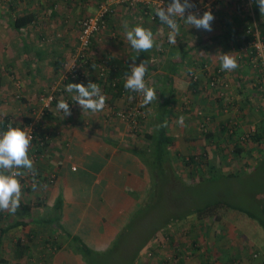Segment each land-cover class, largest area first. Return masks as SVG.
I'll list each match as a JSON object with an SVG mask.
<instances>
[{"label":"crops","instance_id":"1","mask_svg":"<svg viewBox=\"0 0 264 264\" xmlns=\"http://www.w3.org/2000/svg\"><path fill=\"white\" fill-rule=\"evenodd\" d=\"M25 1H21V6L17 7V11L32 12L35 15L34 21L22 27V33L18 34L27 46L28 56L17 55L6 62L5 66L9 72L1 74L0 89L6 91L10 88L6 94L20 91L22 96H27L24 102V106L27 107L32 104L29 96L39 93L40 95L53 93L58 96L59 101L64 100L70 105V116L66 117L64 114L60 116L59 113L62 112L60 111L57 120L49 117L41 120L42 130L45 132H49L50 135L54 130L56 133L61 132V135H51L48 144L43 149L45 158L48 157L54 162L49 167L46 165L47 169L50 168L56 173L55 183L48 186L50 200L47 205L54 211V204L57 199H60L59 228L63 226V229L72 235H78L92 248L107 247L120 228L124 226L129 214L136 208L131 200L138 197L135 190L142 182L145 183V169L144 164L134 152L135 136L124 137L120 133L121 121L108 114L104 115V110L95 114L85 113L83 116V110L72 99L75 93L66 91L67 84L83 83L87 86L90 81L97 83L106 96V101L113 104L114 108H119L124 105L122 104L124 98L121 96H124L125 89L121 95H115L116 90L113 89H116V83L109 81V88L107 80L100 79L93 67L102 68L104 63H108L114 71L123 68L113 76L118 82H122V79L126 77L122 75V71L127 70L130 75V65L133 62L139 65L143 61H148L147 67L151 69L154 68L152 63L160 60L168 66L167 77L162 79V75L157 73L160 79L156 77L157 75L152 76L150 82L146 83L160 94L161 103L168 102V108L171 107L170 102H173L167 93L171 90L177 98L185 94L196 96L197 109L200 105L202 107L198 111L199 118L202 117V120L214 121L220 126L227 125V122L234 124L231 119L227 120L225 115V111L231 108L232 114H236L233 117L237 125L245 122L251 127L256 122L260 124L264 122V61L253 50L251 38L248 43L243 40L246 30L255 27L264 42V16L261 15L255 0H214L211 10H208L215 17L211 32L197 30L185 24L181 18L180 33L175 43V50L179 53L178 57L169 55L170 48L161 33L162 36L157 35L155 39L158 45L155 49L161 51L159 59L157 55L152 56V51L138 54L133 49L131 54L128 46L122 44L119 38L115 40V36H112L110 40L111 37L103 36L93 42L92 48H96V57L88 58L81 63V59L72 58L78 43V23L82 18L80 14H83L86 6L87 15L94 13L102 1L32 0L28 3ZM160 1L165 7L171 2V0H152L148 8L143 5L142 0H136L132 4L128 0H108L111 3L108 5L114 8V13L110 18L112 30L115 33L116 31L125 32V23L129 29L140 26V22L146 21L148 15L150 18L155 15L156 5ZM204 1L190 0L195 7ZM92 6L96 7L94 12L90 9ZM157 22L160 23V20H149L148 24L152 29H156ZM240 35L243 37L242 40H240ZM8 36L12 34L8 32ZM179 43L185 45L184 58L181 57ZM233 46L239 47L241 53H234ZM220 53H231L236 58L239 67L232 72L222 71L219 55H217ZM182 61L186 67L194 63L200 66V72L203 74H200L198 79L195 78L198 81L195 90L185 87L186 81H190L186 78V71L182 74L180 69V76L177 74L179 69L177 64ZM74 64L75 67L86 65L88 71L85 70V77L87 78L76 81L71 77L72 73L68 74L69 76L66 74L68 67ZM205 67L207 69L211 67V70L206 71ZM11 70H14L15 75L11 73ZM158 72L163 74L161 71ZM170 78L180 80V87L174 89ZM161 80H165L164 83H160ZM228 80H230L229 83ZM227 84L235 89V93L232 92L234 93L233 100H229V96L221 99L218 94H213L214 92L208 90V87L224 89ZM5 91H3L4 94ZM0 103L9 106L10 102L7 100L6 103L4 101ZM19 105L20 109H23V104L19 103ZM107 105L111 106L108 103ZM55 107L57 108V105L53 106ZM167 130L170 134L169 128ZM184 133L185 131L182 130V134ZM125 142L133 144L128 146ZM28 219H24L25 222L39 221ZM54 225L57 227L56 224ZM38 253H44L41 247L38 248Z\"/></svg>","mask_w":264,"mask_h":264},{"label":"rangeland","instance_id":"2","mask_svg":"<svg viewBox=\"0 0 264 264\" xmlns=\"http://www.w3.org/2000/svg\"><path fill=\"white\" fill-rule=\"evenodd\" d=\"M21 1L25 0H0V50L7 46L4 37L8 36V32L12 34V36H8V40H18V33L5 21L2 15L6 13L15 14L17 12V7L21 6ZM31 1L32 0H26L25 2L28 3ZM12 4L15 6L14 10L10 8ZM102 4L111 3H109L108 0H104ZM63 5H65V3H63ZM143 5L146 6L148 4L143 1ZM86 8L84 7L83 14H80L82 18L84 15H87V13H85L87 10ZM95 8V6H92L90 9H93L92 11L94 12ZM112 15L106 20V28H104L101 33L92 36L90 46L83 50L80 48L79 40L81 33L80 22L82 18L79 19L78 43L76 45L77 48L73 51L72 58L76 60L78 58L81 59V63L88 58L96 57V48H92L93 42L95 39L103 36L107 38L111 37L110 40H112V36H115V40L119 38L122 44L128 46V51L132 54L133 49L127 41H125V32L116 31L115 33V31L112 30L110 22ZM202 15L203 13L200 14V16ZM148 16L146 21L142 20L140 22V26L150 29L155 39H157L156 36L161 33L163 36L160 35V37L162 36L164 41L168 43L167 34L169 29L167 25L157 22L155 26L156 29H152L148 21H155V18H150ZM176 19L178 23L182 21L179 17ZM242 38V35H240V40H242ZM176 40L178 39L176 38ZM3 43H5V45H3ZM168 47L170 48L169 55L172 54L174 57L179 56L178 51L175 50V45L168 43ZM233 47L234 53H241L239 47ZM151 51L152 56L157 55V59L160 58L161 51L159 49L156 50L154 47ZM169 55L168 57H171ZM183 61L177 64L179 68L177 74L179 76L180 69L181 72H183L182 74L186 71V78L189 80L191 77H197L198 79L200 77L199 75L203 74L200 72L198 63L186 67ZM162 62L157 60L152 63L154 68L150 69L147 67L148 71L145 76L146 82L150 80V77H155L156 75V77L160 79L158 74L160 76L162 75V79L167 77V73L169 72L167 70L168 66ZM5 64L0 63V74L9 72ZM75 64L70 68L68 67L66 74H74L72 78L76 81L87 78L85 77V70H87L86 65L84 64L85 67H75ZM103 65L102 68L99 66L93 68L100 79L107 80V85L110 88L109 81L116 83V79H114V77L112 80L110 79L111 77L109 74L113 71L112 67H110L108 63H104ZM205 70H211V67H208V69L205 67ZM158 71L163 72V74ZM11 73L15 75L14 70H11ZM164 81L165 80H161L160 83H164ZM229 81L230 80H228V83ZM162 87L164 88L165 86ZM225 87L224 89L220 87H208V90L214 92L213 94H218L221 99L225 96L226 98L229 96L228 99L233 100L235 93L234 87L230 88L228 84ZM7 90H10V88L6 89V91ZM3 91L0 89V101L6 103L8 100L10 103L9 106L0 103V120L4 115H9L10 119L19 126L24 122V117H29V124L22 129L34 136V130H36L38 126L42 128L41 117L45 114L44 109L51 106V102L48 106H45L46 98L49 94L40 95L41 93H39L33 94L34 96H29L32 104L27 107L26 105L24 106L27 96H22L20 91L8 92L9 94H6V91L4 94ZM221 92H223V94H220ZM124 93V96H121L124 98L122 102L124 105H121L119 108H114L113 104L106 101V108L103 113L104 115L108 114L109 116H113L117 120L119 119L121 121H119L121 123L120 133L124 137H128V135L131 137L135 136L134 151L136 149L141 150L146 148L148 143V139L144 136V133L151 132L154 128L152 126V119L156 108V102L160 99V94L157 93V101L145 107L142 106L143 97L141 94L128 91ZM167 93L170 100L173 101L172 103L170 102L171 107H169V110L172 109V115H170V120H168V128L173 137V143L169 145V150L175 174L178 176V182L182 185L179 184V186L173 187L168 184V186L164 188L158 185L156 194L152 198L153 206L150 207V212L144 214L143 217L137 215L132 230H127V233L130 232V234H134L135 240L132 245L133 248L137 244L146 241L157 228L158 224H161L166 217L170 216L175 211H184L191 205L195 207L203 206L208 202L223 200L224 204L228 202L243 210L259 214L258 210H260V207L264 204V161L261 162L264 159V140L261 145H257L255 142H252L249 137L250 132L255 129L260 128L263 130L264 122L262 124L256 122V124H252L253 127L247 126L245 122L244 124L237 125L233 117L235 113L232 114L233 111L231 108H228L225 111L226 119H231V122L234 124L227 122V126L231 127L233 125L235 129L233 137H230L228 134L230 131H227V133L225 130H222L223 128L216 122H208L206 119L202 120V117L201 119L199 118L200 115H198V111L201 110L202 107L200 105L199 109H197L196 101H198V99L196 100V96H187V94H185L177 98L176 94L171 93V90H168ZM50 94L53 95V93ZM129 96H133L134 98L129 100ZM231 96H233V98ZM41 98L44 99L42 100ZM19 103L23 104V109H20ZM107 103L113 108L108 106ZM57 111L60 112L59 110ZM85 113L89 114L91 112H82V115ZM59 114L61 116L64 113L61 112ZM218 114L220 115L219 111ZM181 116H184L183 126L178 123ZM52 119L54 120L53 117ZM182 130L185 131L184 134H182ZM51 135H61V132L56 133V130H54L51 132ZM125 144L132 146L133 143L130 144L129 142H125ZM235 144H238L241 150L237 151ZM31 150H34L35 153H32ZM35 150L36 149L30 148L29 156L31 159L34 158V166H39L38 171L35 175L28 173L27 175L21 176L20 178L23 180L20 182L23 192L21 201L37 205L32 206L28 214L21 216L20 218H22V220L26 218H29L28 220L35 219L36 221L40 219L44 220V217L52 216L56 213L52 210V207L49 208V205H47V202L50 200L48 186L55 183L56 173L54 170L51 171L50 168L47 169L46 165L49 167V165H52L54 162L48 157L45 158L46 156H44L43 152H36ZM37 157L40 158L41 161ZM144 169L145 183L142 182L135 190L138 197L133 198V201L131 200V202L135 203L136 208L129 214L128 220L117 232L115 238L125 228L132 215H134L139 208H144L150 201L149 193L152 188V180L145 165ZM20 171L26 170L20 169ZM34 183L36 184L35 189L33 188ZM178 199L180 200L179 204L177 203ZM160 204L163 207L160 208ZM157 208L160 213H155ZM0 213H2L0 214V227H4L15 218L14 214L6 211H0ZM186 213L185 217L168 223L164 227L162 226L160 231L139 250V254L133 264H264L261 258L259 260L256 259L257 262L254 261L257 253L264 257V229L255 219L249 217L247 213L237 208L225 206L218 208L212 215H206L204 217H198L191 211H187ZM64 232L65 231L62 232L61 229L59 230L58 227H55V225L51 223L42 222L38 224L37 222L28 221L24 226L14 227L7 230L5 233H0V264H85L81 255L75 253L68 243V240L64 236ZM125 237H123V239ZM18 239L22 243L21 245L27 247L22 249V254L19 253V246H16ZM114 239L111 240L107 247L112 244ZM56 243L61 244V249L54 248V244ZM39 247L44 251L43 254L38 253ZM48 247H50V249H47ZM104 249L95 248V250L99 251ZM62 250H65V252H61ZM126 252H128L127 249H124L119 255L122 261L124 260ZM259 256L260 255H258V257ZM109 257L111 258H105L108 261L104 262V260H102L103 262L99 264H117L115 252L111 253ZM178 259L181 260V263H177Z\"/></svg>","mask_w":264,"mask_h":264},{"label":"trees","instance_id":"3","mask_svg":"<svg viewBox=\"0 0 264 264\" xmlns=\"http://www.w3.org/2000/svg\"><path fill=\"white\" fill-rule=\"evenodd\" d=\"M100 2L104 0H99ZM102 2L98 5V7L102 4ZM108 5V4H107ZM109 6V11L104 14V19L107 20L109 17L114 13V8ZM14 5H11V9L14 10ZM97 7V8H98ZM5 19V21L18 33L21 34V29L22 27H25L26 25L32 23L34 21L35 15L32 12H16L15 14H3L2 15ZM156 20L159 21L158 17L155 15L152 16ZM101 33V32H99ZM97 35V34H96ZM244 41L248 43L250 41V35H245L244 33ZM4 40L7 42V46H5L3 49L0 50V63L5 64L9 59L17 56V55H22V56H28V51H27V46L25 43H23L22 37L18 35V40H13L9 39L8 37H4ZM5 45V43H3ZM184 44L179 43V49L181 51V57L184 58L186 53L184 54ZM115 68V67H114ZM117 68V67H116ZM120 69V68H119ZM115 70L112 68L113 71H111L110 79L112 80L113 76L117 74L118 71L123 70ZM125 70V69H124ZM126 73L128 74V71H122V75ZM121 74V73H120ZM171 80V86L175 89L177 87H180L181 81L176 79V78H170ZM2 81V76L0 74V85ZM124 79L121 81L116 80V93L115 95H121L122 91L124 90ZM198 81L195 80V78L191 77L190 81H186V88H190L192 90H195L197 88ZM113 86V85H112ZM113 88V87H112ZM57 95L54 94L53 100L51 102V105L56 106L59 102L57 99ZM58 100V101H57ZM157 101V100H156ZM51 107H46L44 109L45 114L41 117L42 120H46L48 117L50 118H56L58 119V109ZM168 108V102L164 101L161 103V100L156 102V108L155 112L153 114V130L151 132H146L144 133V136L148 139V143L146 145V148L144 149H136L134 152L139 156V159L141 162L147 167L149 171L150 178L152 180V188L150 190V195H149V203L145 205L144 208H139L134 215H132L131 219L125 226V228L122 230V232L114 239L112 244L108 246L104 250H95L91 246H89L84 240H82L78 235H72L65 229H63V226L61 227V231L64 230V236L68 240V243L71 245L75 253H79L85 262V264H99L100 262H103L102 260L108 261L106 259L111 258L109 255L111 253L115 252V258H116V263L117 264H133L137 255L139 254V250L147 243L149 240L152 239V237L160 231L162 226H166L168 223H171L173 221H176L177 219H181L186 216L187 211L194 212L198 217H204L206 215H212L218 208L220 207H229V208H237L238 210L247 213L249 217H252L255 219L258 224L264 229V204L260 207V210H258L259 214H255L251 211L248 210H243L240 207L234 206L232 204H229L228 202L225 204L223 203V200H216L213 202H208L203 206H193L191 205L190 207L186 208L184 211H175L172 213L170 216L166 217L161 224H158L157 228L151 233V235L148 237L146 241L143 243L141 242L140 244H137L133 248V243H134V234L130 232L127 233V230L130 229L132 230L133 223L135 222L137 215H141L143 217L144 214H148L150 212V207L153 206L152 204V198L155 196L158 185H161L163 188L165 186H168V184L174 186H179L181 184L178 182V176L175 174V170L173 168V162L170 156V150H169V145L173 143V137L168 133V127H159L160 125H163L165 121L170 120V115H172V109L169 111ZM23 123L20 124L19 126L13 122L10 119L9 115H4L3 118L0 120V133H3L4 131H7L8 125L11 124L13 127H20L24 128L27 124L30 122L29 117H24ZM226 132L230 131L228 134L230 137H233L235 129L233 126L229 127L227 125H222L221 126ZM231 128V130H230ZM35 134L32 138V144H31V149H36V152H43V149L46 147V145L49 142V137L50 134L49 132H45L42 130L41 126H38L36 128ZM250 140L252 142H255L257 145H261L263 140H264V128L261 130L260 128L255 129L254 131L250 132L249 134ZM236 150H241L240 146L238 144H235ZM32 153H35L34 150H31ZM38 158V157H37ZM34 159V158H33ZM32 159V160H33ZM40 159V158H38ZM193 160V158H192ZM41 161V159H40ZM264 159L261 161L263 162ZM35 167V173L38 171V165L34 166ZM20 181L23 179L18 177ZM182 185V184H181ZM180 185V186H181ZM39 203V202H37ZM177 203H180V200H177ZM37 204H31V203H25L21 201L19 209L15 212V218L13 219L12 222L7 223L4 227H0V233H5L7 230L18 227V226H24L27 222L25 220H22L20 218L21 216H24V214H28L31 211V207L35 206ZM161 205V204H160ZM163 207L162 205L160 208ZM61 208V200L57 199L55 204H54V211L56 212L52 216L44 217L43 219H40L37 223L41 224L42 222L46 223H51L52 225L56 224L58 229H60V222H59V211ZM161 210V209H160ZM159 212L158 208L155 211V213ZM2 214V213H0ZM19 216V218H18ZM124 235V236H123ZM122 236V237H121ZM127 236V237H125ZM123 237H125L123 239ZM123 239V240H122ZM48 243V242H47ZM22 243L18 239L16 246L20 248L19 253L22 254L23 248H27L24 245H21ZM55 249H61V244L56 243L54 244ZM124 249H127L128 252H126V255L124 257V260L122 261L119 255L122 253ZM258 255H260L258 257ZM206 256V255H205ZM256 257V258H255ZM255 262L259 260L260 258L262 259L261 261L264 262V257L261 256V254H256L255 256ZM106 258V259H105ZM206 258V257H204ZM207 259V258H206ZM205 259V260H206ZM252 259V258H251ZM257 259V260H256ZM206 262V261H205ZM204 262V263H205ZM254 262V263H255ZM112 263V262H110ZM177 263H181V260L178 259Z\"/></svg>","mask_w":264,"mask_h":264},{"label":"clouds","instance_id":"4","mask_svg":"<svg viewBox=\"0 0 264 264\" xmlns=\"http://www.w3.org/2000/svg\"><path fill=\"white\" fill-rule=\"evenodd\" d=\"M259 11L264 16V0H255ZM195 4L190 0H171L166 7H157L155 16L158 17L162 24H166L169 32L167 34L168 43L175 45L176 38L180 33V24L177 17L184 20L185 24L196 28L197 30L213 31L212 23L215 17L211 11H206L202 16L192 12ZM188 13L186 18L185 14ZM125 27V39L131 48L138 54L150 52L156 44L153 32L141 26L128 28ZM219 61L222 71L232 72L239 65L236 58L231 53H220ZM216 55V56H217ZM135 61V59H133ZM148 61L141 62L138 66L133 62L130 65L131 74H126L124 88L131 93L141 94L142 106H148L158 99L156 90L149 87L145 81L147 74ZM68 93H75L72 99L77 103L84 112L93 114L99 113L106 108V96L102 93L100 86L91 81L85 86L83 83H69L66 85ZM134 97L129 96V100ZM57 109L62 111L64 115L70 116V105L64 100H60L57 104ZM178 123L184 125V117L181 116ZM159 127H167V121ZM32 144V136L20 127L8 125L7 131L0 133V211H6L11 214L19 209L22 199V184L18 177L32 173L35 175L34 162L29 156V150ZM24 169L26 171H20ZM36 184H33L35 189Z\"/></svg>","mask_w":264,"mask_h":264},{"label":"built area","instance_id":"5","mask_svg":"<svg viewBox=\"0 0 264 264\" xmlns=\"http://www.w3.org/2000/svg\"><path fill=\"white\" fill-rule=\"evenodd\" d=\"M128 1H130V3L132 4V2H135L136 0H128ZM142 1L148 4L146 5L147 7H149V5L152 4V0H142ZM212 2H214V0H205L203 3L196 5V7L191 11L198 13L200 15L212 8ZM156 6L165 7V5H163L161 1L158 2ZM108 11H109V6L107 4H101L94 13L86 15L82 18L80 22L81 33L79 37L80 48L82 50L90 46L92 36H94L95 34H99V32H102V30L106 28V20L104 19V14ZM187 14L188 13L186 12L185 17L187 16ZM246 34L251 35L250 42L252 48L253 50H255L257 56H259L264 61V42L260 38V35L257 33L255 27L248 28L246 30ZM71 77H74V74H71ZM41 99L43 100L44 98ZM52 100H53V95L49 94V96H47L46 98L45 106H48V104L52 102Z\"/></svg>","mask_w":264,"mask_h":264}]
</instances>
